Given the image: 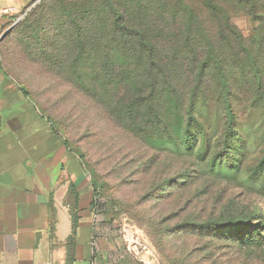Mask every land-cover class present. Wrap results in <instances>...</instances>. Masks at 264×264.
<instances>
[{
  "label": "rangeland",
  "instance_id": "obj_1",
  "mask_svg": "<svg viewBox=\"0 0 264 264\" xmlns=\"http://www.w3.org/2000/svg\"><path fill=\"white\" fill-rule=\"evenodd\" d=\"M11 27L124 251L128 226L142 264H264V0H32Z\"/></svg>",
  "mask_w": 264,
  "mask_h": 264
},
{
  "label": "crops",
  "instance_id": "obj_2",
  "mask_svg": "<svg viewBox=\"0 0 264 264\" xmlns=\"http://www.w3.org/2000/svg\"><path fill=\"white\" fill-rule=\"evenodd\" d=\"M32 0H0V38ZM18 19V18H17ZM1 43V42H0ZM80 158L0 53V264H142L105 233Z\"/></svg>",
  "mask_w": 264,
  "mask_h": 264
},
{
  "label": "built area",
  "instance_id": "obj_3",
  "mask_svg": "<svg viewBox=\"0 0 264 264\" xmlns=\"http://www.w3.org/2000/svg\"><path fill=\"white\" fill-rule=\"evenodd\" d=\"M11 13L12 11L10 9H0V19L2 17L10 16ZM13 21L14 19L12 20V22ZM127 227L128 226L125 227V236H124L127 251L139 259L140 256L142 255L144 256L145 254L150 253L151 252L150 244L136 230H134L132 227H128L132 230L133 233L131 237L126 230ZM143 256L140 260L141 262H144Z\"/></svg>",
  "mask_w": 264,
  "mask_h": 264
},
{
  "label": "trees",
  "instance_id": "obj_4",
  "mask_svg": "<svg viewBox=\"0 0 264 264\" xmlns=\"http://www.w3.org/2000/svg\"><path fill=\"white\" fill-rule=\"evenodd\" d=\"M94 201L92 203L93 206L96 204V191H94ZM77 217L73 214V234L68 240V246H67V258H66V264H74L75 262V236H76V230H77Z\"/></svg>",
  "mask_w": 264,
  "mask_h": 264
},
{
  "label": "water",
  "instance_id": "obj_5",
  "mask_svg": "<svg viewBox=\"0 0 264 264\" xmlns=\"http://www.w3.org/2000/svg\"><path fill=\"white\" fill-rule=\"evenodd\" d=\"M12 28L13 27H11L10 29H8L2 36H1V38H0V42H2L5 38H6V36L8 35V33L12 30Z\"/></svg>",
  "mask_w": 264,
  "mask_h": 264
},
{
  "label": "bare ground",
  "instance_id": "obj_6",
  "mask_svg": "<svg viewBox=\"0 0 264 264\" xmlns=\"http://www.w3.org/2000/svg\"><path fill=\"white\" fill-rule=\"evenodd\" d=\"M130 236L132 237L133 233L132 232H129Z\"/></svg>",
  "mask_w": 264,
  "mask_h": 264
}]
</instances>
